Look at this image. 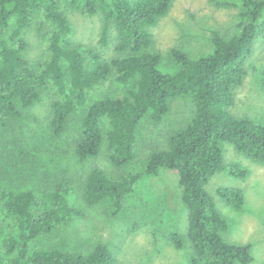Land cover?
Listing matches in <instances>:
<instances>
[{"label": "trees", "instance_id": "obj_1", "mask_svg": "<svg viewBox=\"0 0 264 264\" xmlns=\"http://www.w3.org/2000/svg\"><path fill=\"white\" fill-rule=\"evenodd\" d=\"M210 1L237 11L234 31L212 30L211 49L198 57L173 47L169 58L179 67L169 72L161 67L162 55L154 49L152 28L168 13L173 0H69L73 9L101 15L99 44L113 45L111 58L75 42L59 0H0V127L18 124L22 128L28 119L36 118L33 109L44 95L56 90L58 97L49 103L52 136L61 139L77 124L74 155L79 162L97 158L106 147L109 163L125 168L136 162L143 124L159 125L169 114L172 99L190 96L194 114L171 134L166 149L152 151L141 169L115 178L92 164L82 182L83 199L90 206L110 201L109 213L118 216L144 178L157 175L161 168L175 170L187 209L190 264H249L251 245L224 238L230 223L207 185L214 174L226 169L224 142L264 162V120L232 111L235 89L248 73L254 43L259 36L264 38V0ZM33 28L46 41L47 58L31 57L28 33ZM111 81L128 85L126 92L91 97L93 89ZM24 153L28 155L27 150ZM229 171L236 177L248 175L237 163L230 164ZM2 177L0 166V181ZM49 188L47 203L33 186L0 183L1 205L18 230L17 236L3 238V247L12 257L5 263L0 252V264H117L108 242L79 249L44 247V238L85 217L84 209L72 199L79 186L68 172L63 170ZM217 193L236 209L244 205L241 188L222 186ZM168 237L177 248L186 244L185 236L175 229H170Z\"/></svg>", "mask_w": 264, "mask_h": 264}, {"label": "rangeland", "instance_id": "obj_2", "mask_svg": "<svg viewBox=\"0 0 264 264\" xmlns=\"http://www.w3.org/2000/svg\"><path fill=\"white\" fill-rule=\"evenodd\" d=\"M68 1L59 0L61 9L72 24L71 36L75 42L82 44L84 50L94 49L103 58H111L115 53L113 45L103 47L99 44L101 15L73 9ZM236 22L237 11L233 8L217 6L210 0H173L168 13L152 28L154 49L162 55L161 67L169 72L178 69L179 65L169 58L173 47L188 52L192 57L208 52L211 49V31L232 33ZM28 37L33 44L31 57L38 60L47 58L46 41L41 34L33 28ZM86 56L89 58L90 54L87 52ZM263 67L264 38L259 36L247 61L248 73L244 82L235 89L233 113L264 120ZM127 87L114 81L106 82L93 89L91 97H98L107 91L123 94ZM54 97H58L56 90L46 93L42 102L33 109L36 118L28 119L22 128L18 124L10 128L0 127L1 185L15 188L33 186L47 203L49 187L63 170L79 186L72 199L84 209L85 217L76 218L44 238V247L79 249L103 241L113 245L117 264H190L192 246L186 235L187 209L181 200L182 189L177 171L161 168L157 175L144 178L129 197L126 209L118 216L109 213L110 201L92 206L86 204L81 188L94 163L115 178L141 169L152 151L166 149L171 134L184 127L193 116L192 98L183 96L172 99L170 112L159 125L145 122L136 146V162L125 168H116L107 160L106 147L97 158L84 163L78 161L74 155V142L79 129L77 124H72L61 139L52 136L48 128V115L49 103ZM223 148L226 169L214 174L207 185L218 209L230 223L223 236L228 242L251 245L253 261L249 264H264V162L254 161L237 152L229 142H224ZM24 150L28 151V155ZM232 163L246 168L247 177L233 176L229 171ZM222 186L243 190L245 202L241 209H236L221 198L217 190ZM170 229L185 236L183 248L175 247L169 240ZM0 230V252L5 263H8L12 255L6 253L2 240L7 235L17 236L18 230L14 219L7 217L1 202Z\"/></svg>", "mask_w": 264, "mask_h": 264}]
</instances>
